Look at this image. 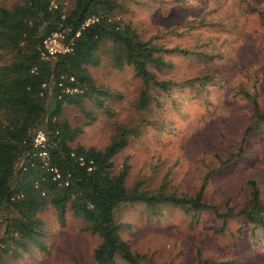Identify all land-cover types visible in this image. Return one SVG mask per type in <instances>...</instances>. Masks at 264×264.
Wrapping results in <instances>:
<instances>
[{
  "label": "rangeland",
  "instance_id": "obj_1",
  "mask_svg": "<svg viewBox=\"0 0 264 264\" xmlns=\"http://www.w3.org/2000/svg\"><path fill=\"white\" fill-rule=\"evenodd\" d=\"M59 1L71 9L76 0ZM122 1L117 16L170 49L165 57L172 67L157 76L176 85L151 89L153 100L140 109L144 82L132 66H115L113 42L105 39L99 62L89 67L101 89L83 107L63 111V120L82 129L72 144L105 149L120 126L135 128L113 158L116 171L128 165V188L195 196L205 183L204 201L218 210L122 204L115 220L123 224V239L145 255L142 264H264V215L261 224L239 213L250 200L249 179L264 194V122L241 92L252 93L264 109V0ZM57 44L63 45L61 37ZM187 79L196 81L184 85ZM38 216V237L27 240V249L9 239L18 252L1 251L0 264L94 263L101 238L82 217L69 210L63 222L53 204ZM116 264L130 263L118 256Z\"/></svg>",
  "mask_w": 264,
  "mask_h": 264
},
{
  "label": "trees",
  "instance_id": "obj_2",
  "mask_svg": "<svg viewBox=\"0 0 264 264\" xmlns=\"http://www.w3.org/2000/svg\"><path fill=\"white\" fill-rule=\"evenodd\" d=\"M123 7L122 0H76L71 9H65L59 0L0 4V253L18 252L6 244L9 239L28 248L27 242L39 235L36 226L42 220L38 212L48 204L55 206L63 222L69 210L82 217L88 223L86 228L101 238L94 250L93 264H116L118 256L130 264H142L146 258L133 252L120 233L123 224L115 220V213L122 204L142 201L155 208L161 202H171L218 212L215 205L204 201L205 183L195 196L147 190L139 184L126 186L128 165L116 171L113 158L128 145L135 128L120 126L119 135L105 149L72 144L82 129L63 120V111L65 105L83 107L84 100L101 89L89 67L99 62L98 51L105 39L113 42L115 66L130 65L143 80L137 100L140 109L153 100L151 89L168 92L176 85L171 79L157 76L158 71L172 67L165 57L170 49L144 39L129 22L120 19L117 15ZM53 33L63 34L64 43L72 49L50 55L44 40ZM61 81L78 87L79 92L65 93L59 86ZM195 81L187 79L182 83L193 85ZM52 90L53 98L46 109ZM241 92L254 106L257 122H264V109L257 98L245 89ZM40 128L48 132L52 142L50 165L58 169V179H54V172L42 167L40 157L33 156L32 138ZM34 159L37 165L32 166ZM43 177L41 189L36 188V181ZM247 184L250 200L239 213L248 221L263 224L261 186L252 178ZM232 211L222 216L226 219Z\"/></svg>",
  "mask_w": 264,
  "mask_h": 264
},
{
  "label": "built area",
  "instance_id": "obj_3",
  "mask_svg": "<svg viewBox=\"0 0 264 264\" xmlns=\"http://www.w3.org/2000/svg\"><path fill=\"white\" fill-rule=\"evenodd\" d=\"M77 35H79V33ZM60 37L62 38L63 45L57 44L58 39ZM64 39L65 37L63 34L53 33L52 35L45 38L44 47L50 55H55L60 52H68L72 48L69 43L67 44L64 43ZM71 80L74 81L75 80L74 77H71ZM43 86H46V84H44ZM59 86L62 87V90L65 93H75V92H79L80 90L78 87L66 85L63 81L59 83ZM32 141H33V149H34L33 156L40 157L42 159L41 162L42 167H45L46 169L54 172V179L60 178L61 175L58 169L50 165L49 149L52 146V142L50 140L48 132L43 128L37 129L33 134ZM31 165L32 166L37 165V161L34 159ZM24 169H26V167ZM43 181H45V177H43L42 179H38L35 183L36 188L41 189ZM66 184L68 183L66 182ZM42 194L43 195L46 194L45 190H42Z\"/></svg>",
  "mask_w": 264,
  "mask_h": 264
},
{
  "label": "water",
  "instance_id": "obj_4",
  "mask_svg": "<svg viewBox=\"0 0 264 264\" xmlns=\"http://www.w3.org/2000/svg\"><path fill=\"white\" fill-rule=\"evenodd\" d=\"M41 30H43V27L41 28ZM41 36H42V32L40 33L39 37H41ZM52 60L54 61L53 58H52ZM52 98H53V90H52V92H51L50 97L48 98V101H47V104H46V109L49 108V105H50V102H51Z\"/></svg>",
  "mask_w": 264,
  "mask_h": 264
}]
</instances>
